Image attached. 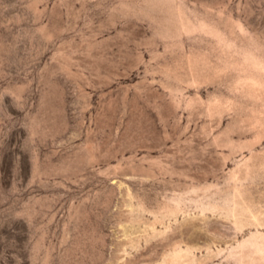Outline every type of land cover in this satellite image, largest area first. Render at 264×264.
Masks as SVG:
<instances>
[{
    "label": "rangeland",
    "instance_id": "1",
    "mask_svg": "<svg viewBox=\"0 0 264 264\" xmlns=\"http://www.w3.org/2000/svg\"><path fill=\"white\" fill-rule=\"evenodd\" d=\"M0 264H264V0H0Z\"/></svg>",
    "mask_w": 264,
    "mask_h": 264
}]
</instances>
